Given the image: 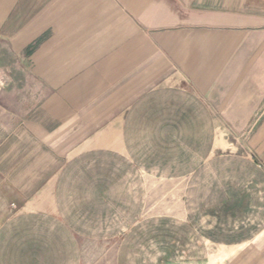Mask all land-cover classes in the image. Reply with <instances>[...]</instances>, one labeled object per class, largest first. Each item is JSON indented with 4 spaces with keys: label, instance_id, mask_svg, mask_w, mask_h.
<instances>
[{
    "label": "crops",
    "instance_id": "0c3cea01",
    "mask_svg": "<svg viewBox=\"0 0 264 264\" xmlns=\"http://www.w3.org/2000/svg\"><path fill=\"white\" fill-rule=\"evenodd\" d=\"M0 132V264H264V0H0Z\"/></svg>",
    "mask_w": 264,
    "mask_h": 264
},
{
    "label": "rangeland",
    "instance_id": "374dc122",
    "mask_svg": "<svg viewBox=\"0 0 264 264\" xmlns=\"http://www.w3.org/2000/svg\"><path fill=\"white\" fill-rule=\"evenodd\" d=\"M4 134V133H2V132H0V138H1V136ZM0 190H5V187L4 186H2V187H0ZM5 198H6V196L5 195H3V193H1L0 192V223L2 222V220L4 219V218H6L7 216H8V211H7V204L5 203ZM177 230V228H175L174 226H173V236H174V232ZM179 231H180V229H179ZM164 235V234H163ZM165 235H170L169 234V232L167 233V234H165ZM167 237H169V236H167Z\"/></svg>",
    "mask_w": 264,
    "mask_h": 264
}]
</instances>
